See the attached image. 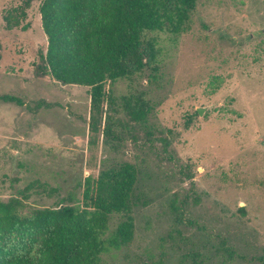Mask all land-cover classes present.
Here are the masks:
<instances>
[{"label": "rangeland", "instance_id": "374dc122", "mask_svg": "<svg viewBox=\"0 0 264 264\" xmlns=\"http://www.w3.org/2000/svg\"><path fill=\"white\" fill-rule=\"evenodd\" d=\"M40 5L0 0V94L23 100H0V199L20 200L22 216L76 203L86 176L129 162L134 238L102 264H264V0H199L185 32H149L159 68L109 83L112 137L105 120L91 131L90 87L37 74ZM137 92L151 103L142 124L124 101Z\"/></svg>", "mask_w": 264, "mask_h": 264}, {"label": "trees", "instance_id": "16d2710c", "mask_svg": "<svg viewBox=\"0 0 264 264\" xmlns=\"http://www.w3.org/2000/svg\"><path fill=\"white\" fill-rule=\"evenodd\" d=\"M30 2L25 0V7ZM198 2L41 0L48 46L40 55L42 63L36 72L62 84L90 87L91 131L100 132L105 120L103 133L112 137L115 120L108 108L116 104V99L109 83L143 73L149 67L157 70V48L148 33L185 32ZM21 9V14L12 11L5 16L8 28L20 25L26 14V8ZM0 100L23 105V100L13 94H0ZM124 101L130 119L145 123L151 103L144 92L124 96ZM136 182L137 169L126 162L102 169L98 176H86L83 198L76 203L72 195L70 203L64 198L56 207L38 208L32 215L22 216L20 200L0 199V264H102L105 254L122 249L134 238L132 195ZM115 216L120 218L116 225ZM218 249L230 259L237 255L225 241ZM255 260L264 263V255ZM194 264L207 261L195 260Z\"/></svg>", "mask_w": 264, "mask_h": 264}, {"label": "water", "instance_id": "95a60500", "mask_svg": "<svg viewBox=\"0 0 264 264\" xmlns=\"http://www.w3.org/2000/svg\"><path fill=\"white\" fill-rule=\"evenodd\" d=\"M198 112H199L200 114H202V112H203L202 108H200V109L198 110Z\"/></svg>", "mask_w": 264, "mask_h": 264}]
</instances>
